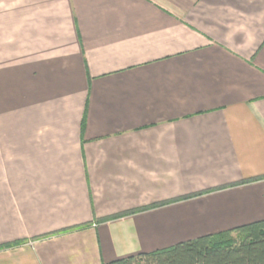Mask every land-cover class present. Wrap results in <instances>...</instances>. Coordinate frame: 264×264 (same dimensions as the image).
I'll return each instance as SVG.
<instances>
[{"label": "crops", "instance_id": "1", "mask_svg": "<svg viewBox=\"0 0 264 264\" xmlns=\"http://www.w3.org/2000/svg\"><path fill=\"white\" fill-rule=\"evenodd\" d=\"M262 218L264 0H0V264Z\"/></svg>", "mask_w": 264, "mask_h": 264}, {"label": "trees", "instance_id": "2", "mask_svg": "<svg viewBox=\"0 0 264 264\" xmlns=\"http://www.w3.org/2000/svg\"><path fill=\"white\" fill-rule=\"evenodd\" d=\"M109 264H264V218Z\"/></svg>", "mask_w": 264, "mask_h": 264}]
</instances>
